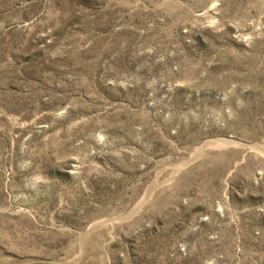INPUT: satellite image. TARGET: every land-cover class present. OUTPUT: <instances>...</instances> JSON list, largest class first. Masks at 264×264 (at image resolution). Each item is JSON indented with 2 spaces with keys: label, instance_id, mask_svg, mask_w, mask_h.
<instances>
[{
  "label": "rangeland",
  "instance_id": "rangeland-1",
  "mask_svg": "<svg viewBox=\"0 0 264 264\" xmlns=\"http://www.w3.org/2000/svg\"><path fill=\"white\" fill-rule=\"evenodd\" d=\"M0 264H264V0H0Z\"/></svg>",
  "mask_w": 264,
  "mask_h": 264
}]
</instances>
